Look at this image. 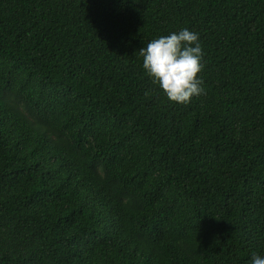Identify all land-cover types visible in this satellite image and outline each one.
I'll return each instance as SVG.
<instances>
[{
	"label": "trees",
	"instance_id": "1",
	"mask_svg": "<svg viewBox=\"0 0 264 264\" xmlns=\"http://www.w3.org/2000/svg\"><path fill=\"white\" fill-rule=\"evenodd\" d=\"M199 34L204 92L139 48ZM264 255V0H0V264Z\"/></svg>",
	"mask_w": 264,
	"mask_h": 264
},
{
	"label": "clouds",
	"instance_id": "2",
	"mask_svg": "<svg viewBox=\"0 0 264 264\" xmlns=\"http://www.w3.org/2000/svg\"><path fill=\"white\" fill-rule=\"evenodd\" d=\"M142 67L165 96L176 103L187 104L203 94V50L199 34L187 28L160 35L139 48ZM250 264H264V255L253 252Z\"/></svg>",
	"mask_w": 264,
	"mask_h": 264
}]
</instances>
